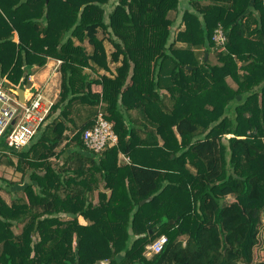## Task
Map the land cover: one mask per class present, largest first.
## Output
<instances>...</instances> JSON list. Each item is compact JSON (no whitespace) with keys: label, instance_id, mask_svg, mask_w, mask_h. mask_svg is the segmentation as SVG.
Instances as JSON below:
<instances>
[{"label":"trees","instance_id":"16d2710c","mask_svg":"<svg viewBox=\"0 0 264 264\" xmlns=\"http://www.w3.org/2000/svg\"><path fill=\"white\" fill-rule=\"evenodd\" d=\"M49 59L46 124L0 141V264H264V0H0V80Z\"/></svg>","mask_w":264,"mask_h":264},{"label":"built area","instance_id":"2783aa9c","mask_svg":"<svg viewBox=\"0 0 264 264\" xmlns=\"http://www.w3.org/2000/svg\"><path fill=\"white\" fill-rule=\"evenodd\" d=\"M214 39L219 45L225 42L221 30L216 32ZM60 65L61 61L57 60L53 70L58 71ZM7 85L6 79L0 80V141L6 137L9 148L22 149L32 143L41 127L46 124L54 100L48 99L41 89L35 88V92L30 91L26 103L22 104ZM82 139L94 153H101L118 142L113 123L101 113L94 125L83 133ZM167 241L166 236L159 237L147 247V254L160 253Z\"/></svg>","mask_w":264,"mask_h":264},{"label":"crops","instance_id":"0c3cea01","mask_svg":"<svg viewBox=\"0 0 264 264\" xmlns=\"http://www.w3.org/2000/svg\"><path fill=\"white\" fill-rule=\"evenodd\" d=\"M14 40H17V34L14 35ZM56 63H57V60L49 59L48 63L43 68L33 70L32 74L29 77L28 88L25 86L27 94H29V90L38 88L44 92V94L46 95L48 99L50 100L52 99L54 101L56 100L58 93H59V78H60V73L58 71L55 72L53 70ZM53 86H55L56 89L53 88ZM0 168L5 169L4 171L12 170L13 174L15 175L19 174L9 167L0 166ZM1 184H3L5 187L7 186L3 182ZM17 187H22V184L14 186L13 188H11V190L14 191L17 189ZM6 197L7 199H9L7 194H6Z\"/></svg>","mask_w":264,"mask_h":264},{"label":"rangeland","instance_id":"374dc122","mask_svg":"<svg viewBox=\"0 0 264 264\" xmlns=\"http://www.w3.org/2000/svg\"><path fill=\"white\" fill-rule=\"evenodd\" d=\"M110 10V8H108ZM177 24V23H176ZM108 46V45H107ZM113 49L111 48V46L109 45L108 46V52L112 51ZM207 59L212 62V63H216V59L215 57L212 55V54H207ZM116 67V65H112L111 66V69L112 71H114V68ZM94 76V75H93ZM95 77V76H94ZM53 88L56 89L55 86H53ZM52 100V99H51ZM122 161H123V157L121 158ZM0 168V178L2 179H6V181H11L12 183H20V175L19 174H13L12 170H7V171H4L5 169H2ZM11 188H13L11 186ZM22 187H17V189H21ZM261 240V244L260 246L258 247V250L263 252L264 251V228H262V232L260 233V238ZM263 241V242H262Z\"/></svg>","mask_w":264,"mask_h":264},{"label":"water","instance_id":"95a60500","mask_svg":"<svg viewBox=\"0 0 264 264\" xmlns=\"http://www.w3.org/2000/svg\"><path fill=\"white\" fill-rule=\"evenodd\" d=\"M46 3L48 2V0H45ZM205 58L207 59V55L205 56ZM27 76V72L24 73L23 75V79L21 80L20 84L18 86H12V85H7V87L18 97L20 103L25 104L26 100L28 98V94L26 92V87H25V78ZM149 200L143 201L142 203H145Z\"/></svg>","mask_w":264,"mask_h":264}]
</instances>
